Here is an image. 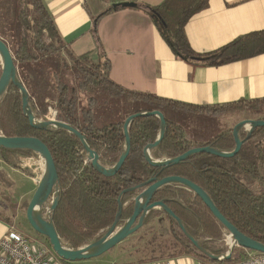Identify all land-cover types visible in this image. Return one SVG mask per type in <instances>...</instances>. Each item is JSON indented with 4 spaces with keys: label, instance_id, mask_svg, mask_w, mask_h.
Returning a JSON list of instances; mask_svg holds the SVG:
<instances>
[{
    "label": "trees",
    "instance_id": "1",
    "mask_svg": "<svg viewBox=\"0 0 264 264\" xmlns=\"http://www.w3.org/2000/svg\"><path fill=\"white\" fill-rule=\"evenodd\" d=\"M208 3L209 0H162L156 5H144L143 10L176 57L191 64L221 65L264 53V29L241 34L212 51L195 52L184 27L194 14L207 8ZM110 11L112 7L94 17V21ZM0 38L9 46L17 71L21 63L52 58L49 64L54 66L52 71L32 69L25 76L18 72L28 92L32 111L36 117L43 118L48 102L52 101L54 118L84 135L104 166H112L123 151V122L130 114L153 110L163 114L166 130L159 145L151 150V156L172 158L194 146L209 145L231 151L235 145L229 129L214 134L203 143L191 141L184 128L170 118L172 114L218 115L236 105L246 108L250 114H257L264 105V98L197 105L125 88L110 78V61L104 52L90 50L76 55L71 51L58 33L43 0H0ZM71 72L74 75H70ZM92 89H100L106 98L99 100L89 96L87 104L80 106L78 93ZM111 100H116L118 105H128L126 113H120L115 122H109L95 111ZM159 123L155 116L135 117L128 126L129 153L119 170L106 176L87 160L86 151L74 134L61 128L31 127L23 114L21 95L15 86L10 85L0 101V132L5 136H36L52 154L58 175L59 199L51 218L60 238L72 248L87 245L109 229L116 215L118 198L121 215L117 226H121L132 213L133 198L146 187L136 186L152 177L168 175H180L199 185L231 224L264 244V126L255 128L249 138H245L246 133H240L244 141L232 157L201 153L157 167L147 163L142 150L156 139ZM17 155L36 154L27 149L0 146V160L8 165L16 167ZM20 169L29 174L28 169ZM132 187V191L123 193ZM158 200L182 220L186 231L208 252L213 255L226 252L223 225L195 193L171 183L159 188L151 201ZM165 230L168 238L161 241L160 236ZM129 238L136 243L129 250L123 248L128 260L119 264L160 262L183 256L212 262L185 236L174 218L160 208L151 209L142 226L124 241ZM59 260L63 264L86 263V260ZM232 260L230 257L228 261Z\"/></svg>",
    "mask_w": 264,
    "mask_h": 264
},
{
    "label": "crops",
    "instance_id": "2",
    "mask_svg": "<svg viewBox=\"0 0 264 264\" xmlns=\"http://www.w3.org/2000/svg\"><path fill=\"white\" fill-rule=\"evenodd\" d=\"M43 1L58 33L71 51L76 55L90 50L104 52L110 61V78L125 88L197 105L264 98V53L221 65L191 64L176 57L143 10L144 5H156L162 0ZM125 3H134L135 7L120 6ZM110 7L112 11L94 21V17ZM184 29L195 52L212 51L241 34L264 29V0H209L207 8L194 14ZM177 115L172 114L170 118L187 130V126L174 118ZM178 116L195 120L205 117ZM207 118L204 120H211ZM205 141L207 139L201 140L202 143ZM4 172L11 180L12 194L16 187L11 173L26 182V186L20 189L18 202L29 201L37 184L33 178L39 177L40 171L29 175L20 168L9 167ZM17 215L13 219L0 215V237L11 227L19 230L15 224ZM227 241L224 233L223 243L228 249ZM244 254L245 248L235 246L231 253L232 261ZM167 260L170 264H194L197 258L183 256ZM85 264L98 263L86 261Z\"/></svg>",
    "mask_w": 264,
    "mask_h": 264
},
{
    "label": "water",
    "instance_id": "3",
    "mask_svg": "<svg viewBox=\"0 0 264 264\" xmlns=\"http://www.w3.org/2000/svg\"><path fill=\"white\" fill-rule=\"evenodd\" d=\"M120 6L135 7V4L125 3L121 4ZM10 85L15 86L20 92L22 111L31 127L42 130L61 128L74 134L82 143L86 151L87 160L91 163L95 170L106 176L115 174L128 155L130 150L128 126L137 116H155L159 119V131L156 139L152 143H148L142 150L143 156L147 163L157 167L167 166L171 163H178L179 161L188 159L192 155L201 153L215 155L218 157H232L239 151L244 141V139L240 138V132L245 126H248L245 138H249L255 128L264 126V119H242L235 123L231 129V134L235 143L234 148L231 151H223L209 145H203L194 146L184 151L180 155L172 158H153L151 156V150L157 147L162 140L166 130V120L163 114L158 110L133 113L128 115L123 122V134L125 137L123 151L121 152L118 160L112 166L108 167L100 163L99 155L88 146L84 135H82L78 130L69 124L56 120L54 117L38 119L34 115L29 104L28 92L18 77V71L16 64L14 63L12 52L7 43L2 38H0V101L5 96ZM0 146L7 149L30 150L35 153L44 164L45 169L42 172L40 171L36 188L27 203L25 217L29 226L37 234L44 236L48 240L52 251L60 259L74 262L78 260H88L100 256L136 232L142 226L146 214L154 208H160L170 217H173L185 236L188 237L192 244L211 261H228L235 246L264 254V244L240 232L220 213L210 196L199 185L180 175H168L161 178L152 177L146 182L137 185V188L143 186L146 187L133 198L132 213L119 227L117 226V222L119 221L121 215V203L120 199L118 198L116 215L109 229H107L98 239L88 243L85 246L74 249L68 242L60 238L51 218V213L54 211L58 203L59 186L57 182L58 175L56 167L49 148L41 139L36 136H5L1 132ZM171 183L179 184L189 191L195 193L209 208L213 216L223 225L224 233L228 240V249L225 253L221 255H213L208 252L186 231L182 220L177 217L162 200L151 201L152 197L159 188ZM133 189V187L126 189L123 191V193L132 191Z\"/></svg>",
    "mask_w": 264,
    "mask_h": 264
},
{
    "label": "rangeland",
    "instance_id": "4",
    "mask_svg": "<svg viewBox=\"0 0 264 264\" xmlns=\"http://www.w3.org/2000/svg\"><path fill=\"white\" fill-rule=\"evenodd\" d=\"M52 58L47 57L44 58L42 61H38L35 63H21L18 66V72L21 75H26L28 72L32 69H49L53 70L54 66H50V60ZM74 75L73 72L70 73V75ZM69 75V77H71ZM89 96H95L99 100H103L104 97L106 98V95L100 90V89H92L90 91H80L78 93L79 97V105H86L87 104V97ZM116 100H111L108 104L101 105L99 108H97L95 111L97 114L104 115L106 120L109 122H115L120 117V113L123 115L128 110V105H125V103H120L118 105L116 103ZM53 109V103L52 101L48 102V108H47V114L43 118L38 119H47V118H53V113L50 112V110ZM54 110V109H53ZM180 115V113H177ZM174 116V118L180 122H182L185 126L188 127L184 128L186 135L189 137L191 141H194L196 143H201V140L209 139L210 135L212 136L216 134L217 132H221L223 130L229 129L231 130L235 123L242 119H255L257 116L260 119H264V105L261 106V112L257 114H250V112L246 111V108L236 105L232 109H227L226 111H223L222 113L218 115H207L205 117L210 118L211 120H204L205 117H203L202 120H195L193 118H183L181 116ZM184 115V114H182ZM188 115V114H186ZM188 117V116H187ZM207 118V119H208ZM211 121L212 123H210ZM210 123V124H209ZM248 129V126H245L241 130V134L246 133V130ZM39 162H42L41 159L37 155H17L15 159L16 167L13 168H27L30 175L32 174H38L39 168L38 164ZM0 215L7 216V219H13L16 217V213L18 219L15 220L16 227L24 233L30 240L36 239H45L37 234L28 224L27 219L25 217V209L27 206L28 201L24 200L22 202H18V198L21 195L22 190L24 186H26V182H22L21 178L18 179V176L16 174H10L12 181L14 182L15 189L13 190L12 194V187H9L11 180L6 176L4 169H8L9 167H12L11 165H8L4 161L0 160ZM33 170V173H32ZM17 200H14L13 197ZM11 211V213H10ZM12 222V221H11ZM12 224H14L12 222ZM14 224V225H15ZM167 232L166 230L163 232V236H160L161 241L167 239ZM135 240L133 238H129L127 242L122 241L121 246L116 245L112 249L106 251L105 253L101 254L98 257H94L91 259H88L86 261L90 262H96L98 264H117L121 261H127L128 257L125 256V252H122L123 248L126 250H129L132 246L135 244ZM54 253V252H53ZM55 255V253H54ZM56 256V255H55ZM57 257V256H56ZM58 258V257H57ZM59 260V259H58ZM58 264H63L60 260L57 262Z\"/></svg>",
    "mask_w": 264,
    "mask_h": 264
},
{
    "label": "built area",
    "instance_id": "5",
    "mask_svg": "<svg viewBox=\"0 0 264 264\" xmlns=\"http://www.w3.org/2000/svg\"><path fill=\"white\" fill-rule=\"evenodd\" d=\"M53 112L55 113V110ZM38 179V175L33 178L35 183ZM55 255L50 245L43 240L35 238L30 240L24 233L12 227L0 237V264H58L60 258ZM157 264H170V262L164 260ZM194 264H264V255L245 249V254L235 261L197 260Z\"/></svg>",
    "mask_w": 264,
    "mask_h": 264
},
{
    "label": "bare ground",
    "instance_id": "6",
    "mask_svg": "<svg viewBox=\"0 0 264 264\" xmlns=\"http://www.w3.org/2000/svg\"><path fill=\"white\" fill-rule=\"evenodd\" d=\"M38 168L42 172L45 169L44 164L42 162H39Z\"/></svg>",
    "mask_w": 264,
    "mask_h": 264
}]
</instances>
